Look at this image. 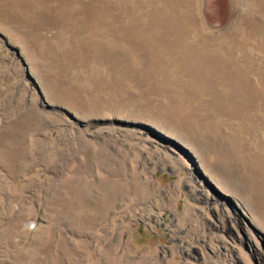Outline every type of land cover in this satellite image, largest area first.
<instances>
[{
	"label": "rangeland",
	"instance_id": "obj_1",
	"mask_svg": "<svg viewBox=\"0 0 264 264\" xmlns=\"http://www.w3.org/2000/svg\"><path fill=\"white\" fill-rule=\"evenodd\" d=\"M0 264H264V0H0Z\"/></svg>",
	"mask_w": 264,
	"mask_h": 264
},
{
	"label": "water",
	"instance_id": "obj_2",
	"mask_svg": "<svg viewBox=\"0 0 264 264\" xmlns=\"http://www.w3.org/2000/svg\"><path fill=\"white\" fill-rule=\"evenodd\" d=\"M49 108L51 109L52 107L49 106ZM62 110H63V109H62ZM63 111H64L65 113H67L68 115H70V113H68L66 110H63ZM70 117H71L73 120H76V119L74 118V116L70 115ZM125 126L139 127L138 125H135V124H127V123L125 124ZM147 128H148V130L151 131L154 135L160 137L161 139H163V140H165V141H167V142L173 143V144H175V145H177V146H179V147H181V148L184 149V147H182L177 141H175L174 139H172V138H170V137L164 135L163 133L159 132V131L156 130L155 128L150 127V126H148Z\"/></svg>",
	"mask_w": 264,
	"mask_h": 264
}]
</instances>
